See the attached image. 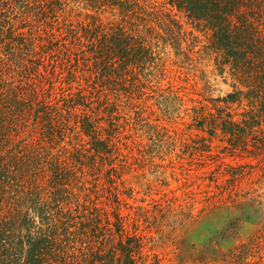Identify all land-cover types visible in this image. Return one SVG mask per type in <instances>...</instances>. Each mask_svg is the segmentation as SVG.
Listing matches in <instances>:
<instances>
[{"label":"trees","instance_id":"trees-1","mask_svg":"<svg viewBox=\"0 0 264 264\" xmlns=\"http://www.w3.org/2000/svg\"><path fill=\"white\" fill-rule=\"evenodd\" d=\"M166 47L214 57L233 91L211 102L209 81L181 75L187 85L157 87ZM171 99L193 103L197 133L150 122ZM146 127L207 168L189 198L263 206L264 0H0V264H166L149 216L163 217L168 195L125 212L113 166L130 147L124 129ZM88 154L112 167L81 193ZM245 182L263 192L241 201ZM224 262L264 264V222Z\"/></svg>","mask_w":264,"mask_h":264},{"label":"rangeland","instance_id":"rangeland-1","mask_svg":"<svg viewBox=\"0 0 264 264\" xmlns=\"http://www.w3.org/2000/svg\"><path fill=\"white\" fill-rule=\"evenodd\" d=\"M78 10L83 11V14L85 12L83 9ZM104 18L107 20L114 17L108 13ZM162 56L165 60V75L158 76L154 83L159 88H167L170 83L187 85L181 82L179 78L181 75L189 76L192 81L195 77L201 82L209 81L211 90L208 97L211 102L222 99L233 91L230 77L220 74L214 57L202 55V59L191 64L184 61L185 57L177 56L176 51L171 47H166ZM189 93L190 91H185L181 95L189 96ZM150 103H155V100ZM192 105L191 101L182 104L181 101L172 99L162 105L163 110L155 105L153 109L156 114L151 117L150 122L169 128L174 135L175 132L180 136L184 133L195 134L198 130L187 129V123L191 122V118L185 110L187 106ZM148 116V113L145 114V117ZM124 130L125 135H130L122 139L130 147L121 146L122 152L127 157L123 161L114 162L113 165L120 174V177L116 178L115 175V178L120 188V197L127 203L124 210L129 212V207L132 205L145 211L150 207L149 202L154 197H162L163 193L168 195L170 201L163 206V217L159 214L156 220L154 211L149 216L152 235L156 237L157 244L154 252L159 253L166 264H201V261L196 259L203 254L207 256L206 263L225 264V257L229 256L237 246L248 241L262 226L264 204L263 206L249 202L234 204L231 200H224L205 205L192 200L186 192L191 191L192 187L196 189L197 184L203 182L201 176L207 168L197 165L189 156H180L181 147H169L165 141H161L163 137L151 136L148 127L137 131ZM70 140L67 138L61 146L71 148ZM73 142L80 143V146L83 143L80 139ZM219 145H224V142L216 138L215 148ZM86 160L92 170L81 177L82 181L77 188L81 193L82 187L92 186L91 182H94L95 178L100 179L101 184L104 181L107 183L108 170L112 167L107 160L99 156L88 154ZM239 161L243 162L240 158ZM101 168H103L102 173L99 172ZM85 170L87 171V168ZM189 184L193 186L186 189ZM256 188L257 185L247 182L238 183L233 192L241 195L240 199L244 202L263 192L254 191ZM247 192H251L249 198ZM260 200L264 201V197ZM168 205L170 206L167 207Z\"/></svg>","mask_w":264,"mask_h":264}]
</instances>
